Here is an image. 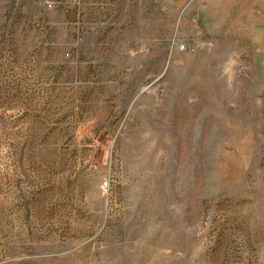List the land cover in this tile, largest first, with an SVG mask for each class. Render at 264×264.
<instances>
[{"label":"rangeland","instance_id":"374dc122","mask_svg":"<svg viewBox=\"0 0 264 264\" xmlns=\"http://www.w3.org/2000/svg\"><path fill=\"white\" fill-rule=\"evenodd\" d=\"M123 2L126 57L0 4V264H264V62L209 0Z\"/></svg>","mask_w":264,"mask_h":264},{"label":"crops","instance_id":"0c3cea01","mask_svg":"<svg viewBox=\"0 0 264 264\" xmlns=\"http://www.w3.org/2000/svg\"><path fill=\"white\" fill-rule=\"evenodd\" d=\"M42 5L43 11L55 15L57 12L67 15L64 26L68 27V44H76L77 51L85 52V46L90 36L98 37V44L103 45L102 54H120L121 56L135 55L136 42L130 40V33L119 21L113 19V14L126 0H67V7H47L46 2L55 0H32ZM128 1V6L131 0ZM9 0H0V4H8ZM136 0H132L134 5ZM210 11L215 5L214 18L224 19V38L238 34L237 39L224 40L225 47H231L243 53L246 47L251 48L254 60L264 62V0H209ZM1 11V9H0ZM28 11V12H27ZM21 11L31 18L22 19L21 26L39 27L52 26L50 21L38 20L30 10ZM98 15L97 21H95ZM227 29V31H226ZM237 29V30H234ZM241 31H240V30ZM101 36V37H100ZM229 50V48L227 49ZM142 53L151 55L152 48L144 47Z\"/></svg>","mask_w":264,"mask_h":264},{"label":"built area","instance_id":"2783aa9c","mask_svg":"<svg viewBox=\"0 0 264 264\" xmlns=\"http://www.w3.org/2000/svg\"><path fill=\"white\" fill-rule=\"evenodd\" d=\"M46 5H47V7H51V3H50L49 1L46 2ZM194 23H195V22H194ZM180 49H181V50L185 49L184 45H180Z\"/></svg>","mask_w":264,"mask_h":264}]
</instances>
